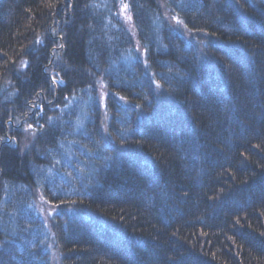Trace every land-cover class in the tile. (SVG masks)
Here are the masks:
<instances>
[{
    "label": "trees",
    "instance_id": "1",
    "mask_svg": "<svg viewBox=\"0 0 264 264\" xmlns=\"http://www.w3.org/2000/svg\"><path fill=\"white\" fill-rule=\"evenodd\" d=\"M0 264H264V0H0Z\"/></svg>",
    "mask_w": 264,
    "mask_h": 264
},
{
    "label": "rangeland",
    "instance_id": "2",
    "mask_svg": "<svg viewBox=\"0 0 264 264\" xmlns=\"http://www.w3.org/2000/svg\"><path fill=\"white\" fill-rule=\"evenodd\" d=\"M118 14H119L120 19L123 21V23L128 28L129 32L133 36L136 48L138 49V51H141V54H143L140 43L137 39V33H136L135 26L133 23L131 9L127 1H122ZM165 15L173 28H175L178 32L183 34L185 37L192 40L191 37L193 36L191 35L190 31L187 29V27L181 22V20L176 15L169 13L168 11H166ZM97 84H98V90H99V95H100V103H101L103 110H105L106 108L105 99L108 94V91L102 80H98ZM38 209L41 215L45 218V222L48 224L47 221L53 216L56 208L53 205L46 202L41 197L38 202Z\"/></svg>",
    "mask_w": 264,
    "mask_h": 264
}]
</instances>
